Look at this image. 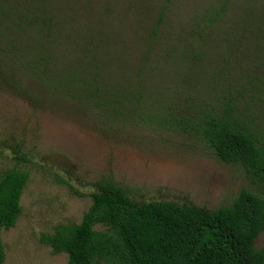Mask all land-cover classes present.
I'll return each instance as SVG.
<instances>
[{
  "label": "rangeland",
  "instance_id": "rangeland-1",
  "mask_svg": "<svg viewBox=\"0 0 264 264\" xmlns=\"http://www.w3.org/2000/svg\"><path fill=\"white\" fill-rule=\"evenodd\" d=\"M165 2L71 0L69 4L81 22L102 20L117 47H122L131 39L142 41L143 28L157 19ZM170 6L161 40L166 50L174 43L183 53L196 18L226 11L212 32V42H204L198 51V72L204 80L193 84L205 104L237 100L238 109L246 107L264 131V35L245 24L264 16V0H172ZM1 7L13 14V20L7 30L0 28V174L20 168L30 177L21 200L22 215L13 229L2 234L5 264H69L66 254L55 255L41 241L60 226L79 225L104 181L123 188L135 202H169L204 212L231 206L244 189L256 192L243 168L222 163L200 137L182 128L141 123L111 127L75 99L43 97L16 66L11 45L14 0ZM163 63L152 64L158 79L149 85L152 91H161L156 97L163 99L161 106H178L185 94H197L182 91L190 82L175 83L174 65ZM256 250L264 251V233Z\"/></svg>",
  "mask_w": 264,
  "mask_h": 264
},
{
  "label": "trees",
  "instance_id": "trees-1",
  "mask_svg": "<svg viewBox=\"0 0 264 264\" xmlns=\"http://www.w3.org/2000/svg\"><path fill=\"white\" fill-rule=\"evenodd\" d=\"M12 1H0L4 31L13 14L1 6ZM69 1L14 0L11 45L16 66L37 92L75 99L111 127L141 123L182 128L200 137L222 163L243 168L256 192L244 189L231 206L204 212L169 202H135L123 188L104 181L92 195L82 222L58 227L43 237L42 244L55 255L66 254L69 264H264V251L256 250L264 233L263 127L246 107L238 109L237 100L211 99L216 103L205 104L193 84L204 80L198 72V51L204 42H212V32L226 11L196 18L183 53L174 43L166 50L161 40L172 0H166L153 25L143 28L142 41H124L122 47H117L102 20L79 21ZM245 24L264 35V16ZM157 61L169 67L172 63L173 81H189L182 91L197 94H185L178 106H161L163 99H156L161 91L149 87L158 79L151 68ZM29 178L20 168L0 174V264L6 262L2 234L13 229L22 215Z\"/></svg>",
  "mask_w": 264,
  "mask_h": 264
}]
</instances>
